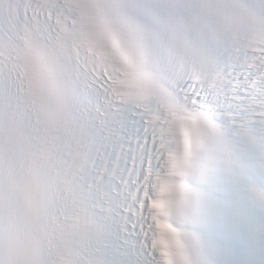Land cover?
Masks as SVG:
<instances>
[{"label":"snow or ice","instance_id":"1","mask_svg":"<svg viewBox=\"0 0 264 264\" xmlns=\"http://www.w3.org/2000/svg\"><path fill=\"white\" fill-rule=\"evenodd\" d=\"M41 149L136 193L78 264H264V0H0V264H69Z\"/></svg>","mask_w":264,"mask_h":264}]
</instances>
